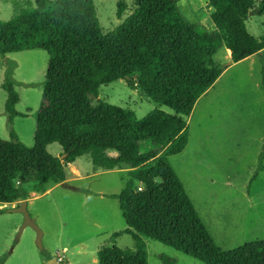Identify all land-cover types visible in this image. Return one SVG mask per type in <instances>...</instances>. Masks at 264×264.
Wrapping results in <instances>:
<instances>
[{"label":"trees","instance_id":"1","mask_svg":"<svg viewBox=\"0 0 264 264\" xmlns=\"http://www.w3.org/2000/svg\"><path fill=\"white\" fill-rule=\"evenodd\" d=\"M181 1L134 0L131 16L107 34L94 0H34L12 20L0 21L1 87L9 125L28 114L17 110V87L25 84L15 79L18 63L8 55L44 50L49 56L34 147L14 130L9 140L0 138V204H21L32 193L47 192L49 185L66 184L64 161L48 150L52 144L61 146L68 162L90 156L95 170H130L122 176L123 191L108 197L119 201L127 224L113 238L129 235L136 249L103 248L97 264H149L142 236L204 264H264V240L231 251L217 246L169 161L188 145L186 118L229 67L215 61L220 49L231 52L234 63L262 57L264 90V35L256 39L247 28L250 16L264 17V0H208L214 32L192 23ZM128 9L119 0L118 17ZM117 81L140 88L175 115L155 109L139 119L130 109L94 102L102 86ZM262 172L264 145L250 186ZM5 259L0 257V264Z\"/></svg>","mask_w":264,"mask_h":264},{"label":"rangeland","instance_id":"2","mask_svg":"<svg viewBox=\"0 0 264 264\" xmlns=\"http://www.w3.org/2000/svg\"><path fill=\"white\" fill-rule=\"evenodd\" d=\"M125 1L129 9L119 18V0H94L105 34L131 16L134 0ZM33 2L0 0V21L12 20ZM180 8L192 23L202 24L209 32L216 31L207 0H182ZM247 28L260 39L264 35V17L250 16ZM11 59L20 66L15 79L25 84L17 87L21 98L17 110L28 117H17L12 126L8 124L7 94L1 87L4 62L0 61V138L9 140L14 130L19 140L32 148L49 56L44 50H31L11 54ZM214 59L229 67L186 118L184 135L188 136V145L169 161L217 246L231 251L264 240V172L250 186L264 145L263 65L259 56L234 63L226 48L220 49ZM98 101L130 109L139 119L155 109L175 115L172 109L156 104L140 88L132 89L125 81L102 86L99 99L94 102ZM49 152L61 159L64 156L59 144L51 145ZM63 161L70 181L49 185L51 191L46 194L32 193L28 203L31 216L43 232V249L31 227L25 228L20 241H16L24 215L11 210L21 204H0V210H5L0 213V257H6L4 264H49L43 251L52 259H61L63 264H97L98 252L103 248L117 246L125 252L136 249V242L129 235L113 238L115 233L125 231L127 224L119 201L108 197L123 191L122 176L130 170H95L90 156ZM73 168H80L82 174L72 175ZM81 175L84 178L77 180ZM88 190L94 195L83 192ZM142 239L147 244L149 264H165L161 256L176 264H204L160 242L144 236Z\"/></svg>","mask_w":264,"mask_h":264},{"label":"water","instance_id":"3","mask_svg":"<svg viewBox=\"0 0 264 264\" xmlns=\"http://www.w3.org/2000/svg\"><path fill=\"white\" fill-rule=\"evenodd\" d=\"M66 158V155H64L62 157V160ZM11 212L13 213H21L24 215V223L19 231L18 237H17V242L20 241L21 239V235L24 231L25 228L27 227H31L33 229H35V231L37 232V244L40 247V249H43V243H42V239H43V232L41 231V229L39 228V226L36 223V220L31 216L29 209H28V201H24L21 203V205L18 208H14L11 210ZM49 264H63L61 261H59L57 258H53L51 261H49Z\"/></svg>","mask_w":264,"mask_h":264},{"label":"crops","instance_id":"4","mask_svg":"<svg viewBox=\"0 0 264 264\" xmlns=\"http://www.w3.org/2000/svg\"><path fill=\"white\" fill-rule=\"evenodd\" d=\"M208 1V0H207ZM213 12H214V10L212 9V14H213ZM249 21V20H248ZM213 22V21H212ZM213 25H214V23H213ZM214 27H215V25H214ZM211 28H213V27H211ZM216 28V27H215ZM228 51V50H227ZM229 56L231 57V52H229ZM8 58H11V55H8ZM0 61H2L3 62V60L0 58ZM18 67H20L19 66V64H18ZM1 69H2V71H4L5 70V68H4V65L1 67ZM27 118V117H26ZM17 136H18V134H17ZM53 145V144H52ZM51 147V145L48 147V150H49V148ZM78 161H79V159H78ZM115 171V170H114ZM121 171H123V170H121ZM76 174H82V172H81V170H80V168H73L72 170H71V174L72 175H75V173ZM84 177L81 175L80 177H77L76 179L77 180H80V179H83ZM70 181V178H69V175H68V173H67V182H69ZM66 182V183H67ZM60 185V184H59ZM56 186V185H55ZM49 191H51V188H49L48 187V190H47V192H49ZM47 192H45V193H43V194H46ZM112 195V194H111ZM38 196L39 195H37V197L36 198H38ZM28 203H29V200H28Z\"/></svg>","mask_w":264,"mask_h":264},{"label":"built area","instance_id":"5","mask_svg":"<svg viewBox=\"0 0 264 264\" xmlns=\"http://www.w3.org/2000/svg\"><path fill=\"white\" fill-rule=\"evenodd\" d=\"M59 261L61 260V259H58Z\"/></svg>","mask_w":264,"mask_h":264}]
</instances>
